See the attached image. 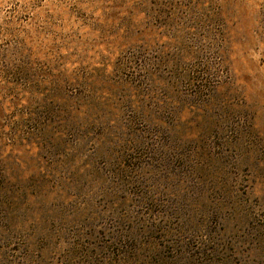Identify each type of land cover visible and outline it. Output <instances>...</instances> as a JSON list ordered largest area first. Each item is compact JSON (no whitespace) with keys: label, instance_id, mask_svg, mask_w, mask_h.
Masks as SVG:
<instances>
[{"label":"rangeland","instance_id":"374dc122","mask_svg":"<svg viewBox=\"0 0 264 264\" xmlns=\"http://www.w3.org/2000/svg\"><path fill=\"white\" fill-rule=\"evenodd\" d=\"M264 0H0V264H262Z\"/></svg>","mask_w":264,"mask_h":264},{"label":"trees","instance_id":"16d2710c","mask_svg":"<svg viewBox=\"0 0 264 264\" xmlns=\"http://www.w3.org/2000/svg\"><path fill=\"white\" fill-rule=\"evenodd\" d=\"M255 244L264 251V233H258V237L255 239ZM262 264H264V261Z\"/></svg>","mask_w":264,"mask_h":264}]
</instances>
